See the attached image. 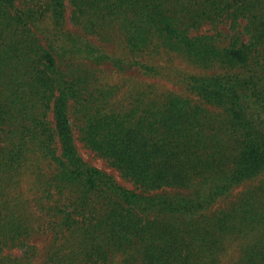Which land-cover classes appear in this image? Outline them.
<instances>
[{"label": "trees", "instance_id": "1", "mask_svg": "<svg viewBox=\"0 0 264 264\" xmlns=\"http://www.w3.org/2000/svg\"><path fill=\"white\" fill-rule=\"evenodd\" d=\"M224 263L264 264V0H0V264Z\"/></svg>", "mask_w": 264, "mask_h": 264}, {"label": "rangeland", "instance_id": "2", "mask_svg": "<svg viewBox=\"0 0 264 264\" xmlns=\"http://www.w3.org/2000/svg\"><path fill=\"white\" fill-rule=\"evenodd\" d=\"M224 28L227 29V26L224 25ZM172 66H174L176 68H179V69L192 71V72H197V71L201 72L202 71V70L194 68L193 66H191V65H189L187 63H181L179 61H176V62L172 63ZM161 83L164 84L165 87L170 88V90H174V91L181 92L183 94L190 95L187 92L186 88L182 84H180V83H178L176 81L165 79V80L161 81ZM78 147H79V150H80V152H81V154H82V156L84 157L85 160L89 161L93 165H95V166L107 171L108 173L112 174L123 185H125L127 187H131V188H135V186L130 181L126 180L116 168H114L113 166H111L109 164V162L106 159L98 156L95 152H93L92 150L88 149L81 142H78ZM240 189L241 188H239L237 190H240ZM11 252H13L14 254H17L19 256H22V254H23L22 251H20V250H14V251H11ZM229 262H230V260H228L227 263H229ZM227 263H224V264H227Z\"/></svg>", "mask_w": 264, "mask_h": 264}]
</instances>
